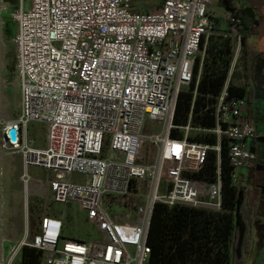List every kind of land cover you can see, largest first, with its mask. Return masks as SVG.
I'll use <instances>...</instances> for the list:
<instances>
[{
    "label": "built area",
    "instance_id": "2783aa9c",
    "mask_svg": "<svg viewBox=\"0 0 264 264\" xmlns=\"http://www.w3.org/2000/svg\"><path fill=\"white\" fill-rule=\"evenodd\" d=\"M239 6L240 0H19L12 42L21 109L0 122V147L21 154L26 196L44 186L52 201L75 202L96 236H67L64 216L46 214L8 264L24 246L41 251L38 264H146L155 203L222 209V141L233 185L255 159L249 103L228 91L241 51ZM224 22L233 34L232 60L213 103L214 125L194 124L191 112L176 125L179 93L194 82V100L207 39ZM31 122L44 126L42 146L28 136ZM147 126L153 132L145 133ZM174 128L182 135L173 137ZM191 130L214 135L215 143L190 139ZM210 149L214 181L197 177ZM33 166L46 169L48 179H34ZM138 194L145 200L130 211L113 210Z\"/></svg>",
    "mask_w": 264,
    "mask_h": 264
},
{
    "label": "trees",
    "instance_id": "16d2710c",
    "mask_svg": "<svg viewBox=\"0 0 264 264\" xmlns=\"http://www.w3.org/2000/svg\"><path fill=\"white\" fill-rule=\"evenodd\" d=\"M240 22L241 51L238 64L241 82L229 83L230 95L246 97L250 102L254 95L253 76L262 51L251 46L249 36L256 21L254 6L240 0L234 13ZM16 28V26H15ZM6 36V34H5ZM11 39L12 37H7ZM232 60V39L221 34L210 35L202 59L197 94L193 100L194 82L188 90L181 91L176 103L173 122L185 124L192 113V122L205 127L214 125L213 103L220 92ZM196 65V72L197 67ZM8 73L14 76V64L8 65ZM173 137L182 132L174 128ZM207 143H215L212 134L188 136ZM217 158L209 150L203 168L197 177L214 181L217 177ZM231 165L227 156L226 141H222L220 175L222 181V209L218 211L186 205L167 206L157 202L150 219L147 244L150 255L146 264H239L250 251L254 210L250 203V190L231 183ZM41 251L24 246L20 264H38Z\"/></svg>",
    "mask_w": 264,
    "mask_h": 264
},
{
    "label": "rangeland",
    "instance_id": "374dc122",
    "mask_svg": "<svg viewBox=\"0 0 264 264\" xmlns=\"http://www.w3.org/2000/svg\"><path fill=\"white\" fill-rule=\"evenodd\" d=\"M254 6L257 12L256 21L253 24L249 36L251 46L262 51V57L258 59L255 66L257 79L264 78V0H243ZM19 0H0V122L13 120L20 114L21 92L19 80L9 75L8 65L14 64L15 48L12 38L15 34V22L13 13L18 8ZM226 17V15H224ZM7 37H12L7 39ZM215 36L231 37L230 28L227 24L220 23L218 30L213 33ZM236 38V37H235ZM237 46V40H235ZM239 55V51H238ZM238 62V61H237ZM236 62L232 81L241 82L240 67ZM150 126V122H148ZM157 125L154 131H160ZM144 132H153L144 129ZM189 135H195V131H189ZM28 136L35 144H44V126L38 122H31L28 125ZM148 147V144L145 147ZM30 174L34 179H48L46 169L33 166ZM23 172V158L17 152H6L0 147V264H8V257L13 248L19 243L28 230L33 235L39 225L40 219L46 214L64 216V233L84 239H92L96 236L95 230L87 220L84 213L80 211L75 202L56 203L52 201L44 186L34 187V190L26 196L21 174ZM140 194L130 196L126 199L128 206L120 209L114 207L117 212H127L133 207L134 202L140 203ZM21 263V251L17 253L10 264ZM239 264H264V223L254 220L252 229V245L250 251L244 256Z\"/></svg>",
    "mask_w": 264,
    "mask_h": 264
},
{
    "label": "crops",
    "instance_id": "0c3cea01",
    "mask_svg": "<svg viewBox=\"0 0 264 264\" xmlns=\"http://www.w3.org/2000/svg\"><path fill=\"white\" fill-rule=\"evenodd\" d=\"M255 75L254 70V95L248 102L255 126V136L249 144L255 153V159L252 168L240 170L237 187H246L250 190V203L254 210V218L264 223V78L260 80Z\"/></svg>",
    "mask_w": 264,
    "mask_h": 264
},
{
    "label": "water",
    "instance_id": "95a60500",
    "mask_svg": "<svg viewBox=\"0 0 264 264\" xmlns=\"http://www.w3.org/2000/svg\"><path fill=\"white\" fill-rule=\"evenodd\" d=\"M9 135L12 139L15 138V135H16V129L14 127H11L10 130H9Z\"/></svg>",
    "mask_w": 264,
    "mask_h": 264
}]
</instances>
